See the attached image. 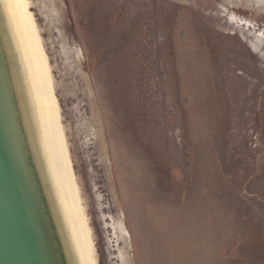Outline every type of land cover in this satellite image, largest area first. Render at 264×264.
<instances>
[{"label":"rangeland","instance_id":"obj_1","mask_svg":"<svg viewBox=\"0 0 264 264\" xmlns=\"http://www.w3.org/2000/svg\"><path fill=\"white\" fill-rule=\"evenodd\" d=\"M97 264H264V0H27Z\"/></svg>","mask_w":264,"mask_h":264},{"label":"water","instance_id":"obj_2","mask_svg":"<svg viewBox=\"0 0 264 264\" xmlns=\"http://www.w3.org/2000/svg\"><path fill=\"white\" fill-rule=\"evenodd\" d=\"M0 0V264H80Z\"/></svg>","mask_w":264,"mask_h":264},{"label":"bare ground","instance_id":"obj_3","mask_svg":"<svg viewBox=\"0 0 264 264\" xmlns=\"http://www.w3.org/2000/svg\"><path fill=\"white\" fill-rule=\"evenodd\" d=\"M19 51L35 121L80 264H97L92 232L69 159L53 78L27 0H2Z\"/></svg>","mask_w":264,"mask_h":264}]
</instances>
